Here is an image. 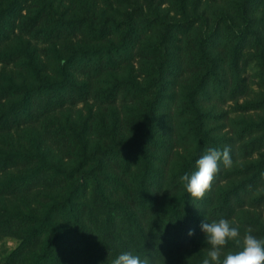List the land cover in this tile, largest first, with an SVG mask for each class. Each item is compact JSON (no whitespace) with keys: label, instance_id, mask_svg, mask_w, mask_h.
<instances>
[{"label":"trees","instance_id":"trees-1","mask_svg":"<svg viewBox=\"0 0 264 264\" xmlns=\"http://www.w3.org/2000/svg\"><path fill=\"white\" fill-rule=\"evenodd\" d=\"M153 1L0 0V235L19 239L0 264H202L200 225L221 218L264 239L252 4L206 35L205 13ZM213 147L232 163L190 199L180 177Z\"/></svg>","mask_w":264,"mask_h":264},{"label":"clouds","instance_id":"clouds-1","mask_svg":"<svg viewBox=\"0 0 264 264\" xmlns=\"http://www.w3.org/2000/svg\"><path fill=\"white\" fill-rule=\"evenodd\" d=\"M220 163L225 167L231 165L229 149L208 148L195 161L196 170L180 177L190 199H200L204 196ZM200 228L210 246L202 257V264H264V239L257 238L250 232L241 238L239 227L224 218L211 222L205 220ZM188 234L192 235L193 230L189 229ZM229 241H234L239 250L222 256V250ZM111 264H145V261L140 256L126 251L115 257Z\"/></svg>","mask_w":264,"mask_h":264},{"label":"rangeland","instance_id":"rangeland-1","mask_svg":"<svg viewBox=\"0 0 264 264\" xmlns=\"http://www.w3.org/2000/svg\"><path fill=\"white\" fill-rule=\"evenodd\" d=\"M150 1V0H148ZM241 0H154L152 4V10L159 9L162 12H167L171 16L180 18L181 10L185 7L186 13L192 15L193 13H197L196 11H200L206 14L209 18V22L205 23V27L203 29L206 31V35L213 33V29L216 26V21L214 17L218 13L228 12L232 14L231 22L235 19V15H233V7L236 6L238 8ZM251 6V14L255 17L253 21L249 24L252 25L253 28H257L260 30L262 35H264V0H249ZM142 2L147 4V0H142ZM148 5V4H147ZM148 8V7H146ZM237 23V21L235 20ZM210 40V44L212 45V40ZM216 40H214L215 42ZM219 49V48H215ZM249 52V51H248ZM216 53V51L214 52ZM245 74V73H244ZM194 74H191L189 77H192ZM246 75H253V70L249 68L247 70ZM245 97L240 98V102H243ZM231 103V102H230ZM78 107H83V105H79ZM228 108V105H225ZM28 200V198H27ZM26 201H16V204H21ZM21 209H25L24 206H18ZM19 243L18 237L10 234L0 235V258L10 253L13 249L17 247Z\"/></svg>","mask_w":264,"mask_h":264}]
</instances>
